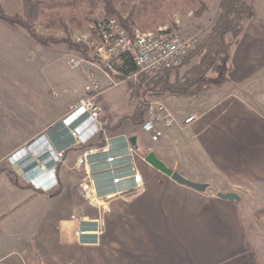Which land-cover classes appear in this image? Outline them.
<instances>
[{"label": "crops", "instance_id": "0c3cea01", "mask_svg": "<svg viewBox=\"0 0 264 264\" xmlns=\"http://www.w3.org/2000/svg\"><path fill=\"white\" fill-rule=\"evenodd\" d=\"M250 5L253 16L231 50L228 81L198 94L189 106L193 110L189 114L197 120L187 129L172 128L159 141H146L140 125L109 117L110 107H104L105 134L93 143H108L110 155L122 157L115 164L119 174L129 170L125 141L130 143L143 179L137 190L115 193L129 183L114 187L102 158H95L91 176L83 184H90L103 197L93 202L83 195L82 175L73 169L80 147L72 144L61 123L76 102L75 92L82 88L63 85L61 105L20 143L37 135L54 150H64L55 172L57 185L50 191L37 189L27 182L28 173L22 176L16 166L8 163V169L0 168V264H264L260 255L264 253V206L258 217L247 214L246 228L242 197L216 196L236 194L235 188L198 192L144 160L151 152L167 168L197 183L208 184L206 176L215 173L230 184H243L249 192L245 200H264V117L246 98L252 89L264 97V0H250ZM100 72L105 80V71ZM223 90L225 97L217 100ZM225 142L228 147L221 148ZM222 149L233 153L226 164L220 160ZM50 178L42 176L35 182L40 186ZM57 189V195L49 196ZM94 222L99 225L97 241L93 235L79 240L76 230L95 229Z\"/></svg>", "mask_w": 264, "mask_h": 264}, {"label": "rangeland", "instance_id": "374dc122", "mask_svg": "<svg viewBox=\"0 0 264 264\" xmlns=\"http://www.w3.org/2000/svg\"><path fill=\"white\" fill-rule=\"evenodd\" d=\"M218 1L202 0L205 8L200 13L194 14L192 9H187L184 12H176L171 17L173 24L167 21L160 22L155 29H147L143 32L156 31L158 28L174 30L183 36L194 37L196 39L194 49L215 19ZM0 3L5 12L10 15L21 13L19 0H0ZM94 26L95 23H90L83 29L74 28L69 31L61 29L55 31L44 30L43 33L46 35L51 34L57 39H69L80 46L79 49H68V46L64 43L47 47L36 44L22 30L12 28L0 21V168L5 166L8 169L9 158L17 150L30 145L39 137L33 135L20 144L27 136L36 133L38 128L49 120L52 113L61 105L65 96L63 85L69 83L68 87L75 85L76 89L82 88V92L78 90V92H75L76 102L85 95L83 91V86L86 82L85 68L94 72L103 92L101 94L102 96L100 95V102L98 101L103 111L102 120L106 107H110L109 111L111 113L108 114L109 117L125 118L127 114L132 112V106L128 104L126 85L127 82L135 84L137 75L130 74L125 79L119 78L118 72L113 66L117 58L115 57L112 60V66L116 72L106 71L108 77H110L115 85L109 84V78H107L105 72V80L100 78L103 74L100 71L102 69L105 71L107 68L94 52V45L97 41ZM70 60L78 62V66L74 69L79 70L75 71L71 68ZM186 69L187 65L185 64L179 70L171 72L170 79L173 80L175 76L182 77ZM215 90L218 91V89ZM70 92L72 93L71 90ZM225 92L224 90L219 92L220 94L217 100H220L226 95ZM252 92V95L246 97L247 103L259 116L264 117V97L260 95L258 90L252 89ZM154 99L163 101L181 119L190 115L189 113L193 111L190 110V107H192L191 104H195L198 100V94L190 97L171 95L156 97L151 100ZM187 128L188 126L183 128L177 127L176 129L184 131ZM144 134L145 140L148 141V134L145 132ZM221 140L224 141L222 137ZM227 143L225 142V145L222 143L220 147H226ZM18 144L20 145L17 148L9 150ZM6 150L9 151L5 152ZM219 155L221 163L224 162L226 164L233 153L222 149ZM21 178L25 181L24 177L21 176ZM206 179L210 181L207 189L214 192L235 188L236 195L239 198L242 197V201L240 200L241 216L246 228L250 223L249 218V221L247 220V214H251L252 217H258V212L262 209L261 206H264V200H245V195L249 196V192L245 191L243 184H230L226 180L227 178L216 175L215 173L209 174L206 176ZM256 220L257 218L255 219V223ZM261 231L264 236V230ZM261 246L264 250V240ZM260 255L264 257V253H260Z\"/></svg>", "mask_w": 264, "mask_h": 264}, {"label": "trees", "instance_id": "16d2710c", "mask_svg": "<svg viewBox=\"0 0 264 264\" xmlns=\"http://www.w3.org/2000/svg\"><path fill=\"white\" fill-rule=\"evenodd\" d=\"M21 13L10 15L0 3V21L22 30L28 38L41 46L64 43L68 49H79L69 39H57L44 30L83 29L104 18H114L127 31L156 28L160 22L173 24L172 15L192 9L194 14L204 8L202 0H19ZM250 0H219L215 19L198 45L183 63L173 70L148 76L137 74L136 83L127 82L128 104L132 112L126 115L134 125L144 120L146 103L152 98L190 97L219 87L228 81L232 48L238 43L244 24L252 18ZM40 28V29H39ZM83 50H85L83 48ZM85 52V51H84ZM182 77L170 79L171 72L184 65ZM119 78L125 79L136 72L128 53H120L113 64ZM102 146L103 142L89 146ZM82 147H80L81 149ZM11 173V171H10ZM58 194V189L49 196Z\"/></svg>", "mask_w": 264, "mask_h": 264}, {"label": "built area", "instance_id": "2783aa9c", "mask_svg": "<svg viewBox=\"0 0 264 264\" xmlns=\"http://www.w3.org/2000/svg\"><path fill=\"white\" fill-rule=\"evenodd\" d=\"M94 29L97 34L94 52L105 64L107 68L105 72L108 70L116 72L112 66L113 58L120 53H128L136 67V72L133 73L134 76L138 73L152 76L178 68L196 43L194 37H186L174 30L165 28L145 32L134 28L132 32H129L114 18H104L98 21L95 23ZM69 63L71 68L78 66V62L73 60H70ZM84 73L86 82L83 86V91L85 95L69 108L61 123L68 130L72 144L82 147L75 158L73 169L82 175L81 187L83 195L87 199L97 202L103 196L98 195L90 184H83L91 176L92 159L102 158L103 168L112 177L111 184L114 187L124 182L129 183L124 188L116 189L115 193L117 194L139 189L143 186V179L136 168L133 149L128 141L125 142L129 170L123 174L116 172L115 165L122 157L110 155L108 143L102 146H89L95 137L105 134V123L102 120L103 111L98 102L103 92L94 72L85 68ZM106 76L109 78V84L115 85L108 77L107 72ZM195 120L196 116L193 114L179 119L178 114L163 101L154 99L146 103L145 116L140 127L143 132L148 134L150 141L157 142L167 130L189 126ZM29 152L35 153L30 160L36 162L37 165L34 167H41L40 174L43 176L52 175L51 181L42 184L41 188L45 191L52 190L57 185L55 172L58 165L63 162L64 150H54L46 140L42 139V136H39L30 145L17 150L9 158V164L17 167L19 159L26 156ZM29 181L32 182V179L29 178ZM94 223L95 229L78 228L76 230L77 238L81 240L84 236L93 235L97 241L99 225L96 222Z\"/></svg>", "mask_w": 264, "mask_h": 264}, {"label": "water", "instance_id": "95a60500", "mask_svg": "<svg viewBox=\"0 0 264 264\" xmlns=\"http://www.w3.org/2000/svg\"><path fill=\"white\" fill-rule=\"evenodd\" d=\"M131 143L134 144L135 138H131ZM145 162H147L149 165H151L153 168L157 169L158 171L164 173L168 177H170L173 181H175L178 184L187 186L191 189H194L198 192H204L207 188V183H197L193 182L176 171H173L169 168H167L160 160H158L153 153L149 152L144 158ZM216 196L219 198L227 199V200H238L239 197L234 193H216Z\"/></svg>", "mask_w": 264, "mask_h": 264}, {"label": "bare ground", "instance_id": "6f19581e", "mask_svg": "<svg viewBox=\"0 0 264 264\" xmlns=\"http://www.w3.org/2000/svg\"><path fill=\"white\" fill-rule=\"evenodd\" d=\"M33 154L35 155L34 152H29L26 156H23L21 159H19V161L17 162V168L18 171L20 173H28V177L31 178L34 182L38 179V178H42V174H40L41 172V167H35V161L32 160L31 162H29L30 158L33 156ZM33 168V169H31ZM32 172V174L30 175V173ZM51 175L45 176V177H49ZM51 179V178H50Z\"/></svg>", "mask_w": 264, "mask_h": 264}, {"label": "clouds", "instance_id": "9594fccd", "mask_svg": "<svg viewBox=\"0 0 264 264\" xmlns=\"http://www.w3.org/2000/svg\"><path fill=\"white\" fill-rule=\"evenodd\" d=\"M30 179H31V178H30ZM28 183H29L32 187H34V188L42 189V188H41V186H42L41 183H40V186H38V184H37L36 182H34L33 180H32V182L28 180Z\"/></svg>", "mask_w": 264, "mask_h": 264}]
</instances>
